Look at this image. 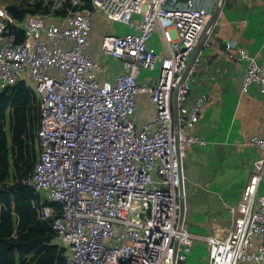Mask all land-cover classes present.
<instances>
[{"label": "built area", "instance_id": "built-area-1", "mask_svg": "<svg viewBox=\"0 0 264 264\" xmlns=\"http://www.w3.org/2000/svg\"><path fill=\"white\" fill-rule=\"evenodd\" d=\"M97 10L135 28L102 38V50L123 60L115 79L96 76L103 64L87 50ZM211 14L196 0H91L61 15L18 19L0 2V89L24 79L41 103L40 150L26 179L58 203L41 214L53 216L67 264H171L177 234L176 264L187 259L195 234L177 227L179 194L187 147L207 142L193 128L213 94L192 96V87ZM157 20L170 45L162 58L149 42ZM10 24L24 28L22 40ZM228 47L247 62L242 90L256 82L264 93V62L236 40ZM158 63L155 82L140 79L143 67ZM141 91L156 107L149 118L136 116ZM244 143L263 153L232 207V224L215 221L204 235L209 264H264V133Z\"/></svg>", "mask_w": 264, "mask_h": 264}, {"label": "crops", "instance_id": "crops-1", "mask_svg": "<svg viewBox=\"0 0 264 264\" xmlns=\"http://www.w3.org/2000/svg\"><path fill=\"white\" fill-rule=\"evenodd\" d=\"M185 1L179 0L180 4ZM196 3L211 9L212 14L207 30L210 44L199 51L201 70L193 83L192 96L209 91L213 99L193 128L207 142L188 146L183 159L184 225L189 226L196 237L192 250L181 264H209L204 235L213 231L215 221L225 226L232 224V207L263 153L261 147L244 143V140L252 134L264 133V93L256 82L247 91L242 90L247 62L229 56L228 42L236 40L264 62V0H196ZM134 17L136 21L141 20L139 13ZM134 29L124 22L111 20L101 10L96 11L87 50L103 64L102 68H94L100 80L115 79L124 69L122 59L102 50L104 34ZM149 42L156 47L159 58L170 53L169 42L158 20ZM155 74V70L144 69L140 79L153 83L158 75ZM136 101L139 119L153 116L156 107L149 93L138 92ZM197 186L202 189H196ZM261 190H264V180ZM226 204L231 210L227 221L222 222ZM210 208L220 213L212 216V222L206 212Z\"/></svg>", "mask_w": 264, "mask_h": 264}, {"label": "trees", "instance_id": "trees-1", "mask_svg": "<svg viewBox=\"0 0 264 264\" xmlns=\"http://www.w3.org/2000/svg\"><path fill=\"white\" fill-rule=\"evenodd\" d=\"M14 17L29 12L61 15L91 0H0ZM18 40L23 27L10 24ZM41 103L24 79L0 89V264H67V247L59 241L53 216L43 217L44 204L58 205L26 178L34 168L40 145L37 131Z\"/></svg>", "mask_w": 264, "mask_h": 264}, {"label": "water", "instance_id": "water-1", "mask_svg": "<svg viewBox=\"0 0 264 264\" xmlns=\"http://www.w3.org/2000/svg\"><path fill=\"white\" fill-rule=\"evenodd\" d=\"M202 46H203V41L199 44L195 52V57L199 54V51L202 48ZM175 134L177 136V143H178V130L175 131ZM179 203H180V207H179V217H178L177 227L178 229H181L184 226L185 214H186V192H185L184 182H181L180 184ZM179 241H180V235L177 234L173 242V252H172L171 264H176V257H177Z\"/></svg>", "mask_w": 264, "mask_h": 264}, {"label": "rangeland", "instance_id": "rangeland-1", "mask_svg": "<svg viewBox=\"0 0 264 264\" xmlns=\"http://www.w3.org/2000/svg\"><path fill=\"white\" fill-rule=\"evenodd\" d=\"M2 1H5V0H2ZM16 1H19V0H16ZM144 69H147L149 72L150 71H152V70H155V72H156V74L155 75H157L158 73H159V70H160V63H158L157 64V67L155 68V69H150V68H146V67H143L142 68V71L144 70ZM152 76L154 75V74H151ZM199 188V189H198ZM196 189H198V190H200V189H202L200 186H197V188ZM197 192V191H196ZM196 192H192V193H196ZM226 208V211H225V214H224V217L222 218V222H226L227 221V217H228V215L230 214V210H231V206H229V205H227L226 204V206H225ZM190 210H192L191 209V207L189 208V212H190ZM207 215H208V220L210 221V222H212L211 221V219H212V216L214 215V216H219L218 214H220L217 210H211V208L210 209H208L207 211ZM233 212V211H232ZM213 216V217H214ZM196 217V219H197V216H195ZM220 224H223V223H220ZM188 226V225H187ZM187 228H189V230L191 231L192 229H190V227L188 226ZM192 232V231H191ZM195 237H196V235H195ZM201 238H203V237H201ZM207 243V242H206ZM206 245H208V243L206 244Z\"/></svg>", "mask_w": 264, "mask_h": 264}]
</instances>
